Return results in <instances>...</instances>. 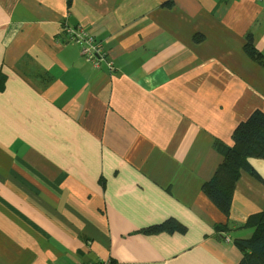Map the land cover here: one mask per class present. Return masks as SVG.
<instances>
[{
  "label": "crops",
  "instance_id": "crops-1",
  "mask_svg": "<svg viewBox=\"0 0 264 264\" xmlns=\"http://www.w3.org/2000/svg\"><path fill=\"white\" fill-rule=\"evenodd\" d=\"M256 109L264 0H0V264H238L264 158L203 187Z\"/></svg>",
  "mask_w": 264,
  "mask_h": 264
},
{
  "label": "trees",
  "instance_id": "trees-1",
  "mask_svg": "<svg viewBox=\"0 0 264 264\" xmlns=\"http://www.w3.org/2000/svg\"><path fill=\"white\" fill-rule=\"evenodd\" d=\"M246 49L252 57L263 62V55L251 42L247 43ZM217 146L224 155V160L213 179L205 183L203 189L219 209L229 217L236 182L241 170H246L261 179L259 173L251 165L250 158H264V112L256 109L247 120L237 125L232 135L231 145L217 141ZM247 224L255 229V234L250 238L235 240L243 252V257L238 264H264V209L251 215ZM222 226L223 224H219L217 228H222ZM175 230L184 232L186 226L175 219H168L145 229L149 232Z\"/></svg>",
  "mask_w": 264,
  "mask_h": 264
},
{
  "label": "built area",
  "instance_id": "built-area-1",
  "mask_svg": "<svg viewBox=\"0 0 264 264\" xmlns=\"http://www.w3.org/2000/svg\"><path fill=\"white\" fill-rule=\"evenodd\" d=\"M68 37L77 42H81L82 52L89 60L94 61V57L97 51V48H100V44L96 43V39L85 29L76 30L70 27H67Z\"/></svg>",
  "mask_w": 264,
  "mask_h": 264
}]
</instances>
